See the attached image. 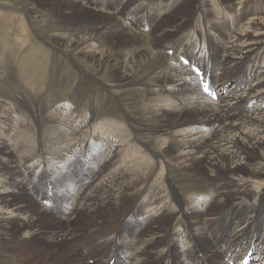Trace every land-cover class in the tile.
I'll list each match as a JSON object with an SVG mask.
<instances>
[{
    "label": "bare ground",
    "instance_id": "1",
    "mask_svg": "<svg viewBox=\"0 0 264 264\" xmlns=\"http://www.w3.org/2000/svg\"><path fill=\"white\" fill-rule=\"evenodd\" d=\"M111 1L102 0L106 7L101 9L95 0H0V55L12 59L19 54L18 64L28 59V62L26 60L18 68L24 71L23 81L30 85H25L19 75L13 79V70L9 71V79L8 69H4L3 64L0 65V90L6 88L8 92L0 91V113L8 111L10 118L14 115L11 109L19 105L27 114L31 103L34 114H37L41 104L49 107V103H53L49 110L53 115H60L57 123L52 122L59 126L53 129L55 132L59 130V134H56L59 138H54L58 140L56 147L62 153L59 158L65 154L61 151L65 146L67 149L70 146L71 152H78L76 147L79 143L89 142L94 145V148L89 145L90 149L96 150L91 152L96 155V163L98 158L102 159V164L103 160H107L109 166L120 172V177L110 181L111 185L118 187L120 194H133L132 200L139 194L141 185H146L152 179L162 178V182L169 185L175 193L187 188L191 178L201 179V184L197 182V186L207 192L210 190L208 188H212L213 196L220 200L211 209L208 207L209 211L206 210L208 212L205 215L193 214L194 220L202 216H215L212 221L200 219L203 223L199 224L190 218L194 216L185 217L191 234L202 239L207 249L185 243V246H181L180 253L187 263L264 264V163H261L264 162V0H194L191 14L178 16L173 25L168 24L169 16L157 18L162 9L167 8L177 10L176 14H179L182 10L181 3L185 0H162L165 5L156 0H147L151 6L147 11L144 7L134 11L139 15V22L123 20L125 14L114 15ZM114 1L119 9H127L122 0ZM31 5L42 9L47 6L46 9L55 11L58 16L55 23L53 24V18L52 21L48 19L50 15L47 19L44 15L36 16L31 11ZM145 11L153 22L148 28L145 27V20H142L144 17L140 15ZM73 12H77V18L73 17ZM205 43L209 44L207 48ZM4 58L0 57V60ZM213 58L217 65L213 64L211 67ZM55 61L60 62V67ZM22 66L30 69L26 70ZM29 70H35V79H31ZM214 71H217L218 78L212 82ZM194 73H197V79L180 83L189 75L195 77ZM197 89L201 96L196 103H215L216 107L183 106V97H188ZM9 90L14 93L10 94ZM180 96H183L182 99ZM106 100L108 102L102 106ZM169 105L172 107H167ZM101 106L106 109L99 110ZM20 108L16 107L17 110ZM21 116L20 120L27 121L26 115ZM201 117L213 128L212 134L193 140L195 136L184 132L186 136L181 137L179 144L172 133L188 126V130H194L192 126L202 124ZM128 125L130 129L127 128ZM43 136L34 134L32 144L38 143L40 146L41 141L45 140H41ZM51 143L53 144L52 141ZM49 149L52 151L49 159H52L55 145H50ZM8 150L0 145V179L5 177L1 173H5L9 176L5 180L11 179L12 172L9 169L15 161ZM117 153L129 164L127 169L130 171L126 175L122 173L123 164H119L115 158ZM200 155L205 159L203 163L198 162L203 168L201 171H193ZM1 161L5 163L1 164ZM154 163H157L156 167L153 166ZM242 164L250 168L243 167ZM15 178L17 177L13 179ZM180 180L188 182L181 185ZM107 185L101 187L114 196L115 193ZM189 196L190 200L200 202L211 195L210 192L203 194L194 191ZM0 197L1 200L5 198L2 193ZM153 199H150L151 205ZM127 200L129 199L125 202ZM29 203L35 205L34 201L30 200ZM42 210L43 208L40 211L45 215ZM174 218L171 215L162 216L154 225H149L145 238L161 235L171 225L169 220ZM1 220L0 218V222ZM217 221L227 226L228 232L222 236H214L215 241H208L207 235L216 227ZM30 222L29 220L28 223ZM60 223L57 220L50 222L53 231L60 230L56 232L52 243L42 233L35 234L30 242L23 240L24 238L20 241L14 238L11 243L13 246H29L36 242L44 247L49 243L51 247L59 244L75 247L76 237L61 231L66 227ZM24 225L27 226L26 223H15L10 229L4 226V230L9 232L11 229L25 227ZM197 231L202 234L195 235ZM161 238L158 237L156 241L161 243ZM86 240L81 241L87 242ZM125 246H121L119 251L123 252ZM166 251L167 247L164 252L159 253V264H172L162 257ZM168 252L172 253L173 248ZM134 258H139V253Z\"/></svg>",
    "mask_w": 264,
    "mask_h": 264
},
{
    "label": "rangeland",
    "instance_id": "2",
    "mask_svg": "<svg viewBox=\"0 0 264 264\" xmlns=\"http://www.w3.org/2000/svg\"><path fill=\"white\" fill-rule=\"evenodd\" d=\"M156 1L158 3L161 2L164 5L166 4V3L162 2V0H156ZM193 1L194 0H185L183 2L181 1L182 3L181 2L180 3H181L182 10L179 12V14H176L177 10L175 11L174 9L173 10H169V8L162 9L161 14L158 16L157 19L163 18L161 16H164V17L169 16L170 20H169L168 24L173 25V23L176 22V19L178 16L182 17L184 15H190L191 14L192 5L194 3ZM134 2H136V3H134ZM95 3L101 9H104L106 7V5L103 6L102 0H95ZM122 3L125 7H127V9H119L116 2L114 0H112L111 1V5H112L111 10H112V12H115L114 15L125 14V17L123 18V20L125 19V20H131V21H138L139 22L140 21V20H138L139 15H136L134 11H136L140 7H144L147 11L151 7L150 3L147 0H122ZM135 6H137L136 9H135ZM34 8L38 9V11H40L42 8L39 6L37 8V5H31V11L35 12L36 16L44 15V16H46V19H47L48 16L50 15L48 19H50V21L53 20V24L55 23L54 21H56V17H58L55 14V11H51V10L46 9L47 6L44 7L45 10L42 9L40 12H38ZM96 11L99 12L98 10H96ZM146 11L141 13L140 15H141V17H144L142 20H145L144 21L145 27L148 28V27L153 25V22L150 21L151 18L149 19L148 13ZM174 11H175V13H174ZM46 12L48 13V15ZM66 12L70 13L69 10H67ZM144 13H146V14H144ZM105 15H107V14H105ZM77 16H78L77 12H73V17L77 18ZM51 18H53V19L51 20ZM60 21H62V20H60ZM103 23H105V21ZM123 23L127 24V22H123ZM52 29H55V28L53 27ZM189 34L191 35L192 33L190 32ZM205 46L207 48L209 46V44L205 43ZM217 53L219 54V56L221 55L220 50H218ZM210 54L213 57L212 51ZM18 55H15V58L12 57L13 60L10 59L9 57L4 58L0 55L1 58H4V59H2V61L0 60L1 61L0 65L3 64L4 69H8L7 70L8 72L12 71V70L13 71L17 70L18 74H17V71L14 73L12 71V78L14 79L19 75L20 80H22V82L25 85L30 86L29 84H27L23 81L22 72L24 73V71H21L19 69L20 68L19 66H21L22 63H24V62L26 63V60L28 62V59L24 60L22 63H19L20 64L19 65L18 64V61H19L18 58H20V56H18ZM187 55H188V53H187ZM204 58H207V57H204ZM16 59H17V62H16ZM4 61H8V63L4 62ZM15 63H16V65H15ZM55 64L60 67L59 61H55ZM213 64L215 66L217 65L214 62V58H213V61L211 63V67ZM7 65L9 66V68H7ZM12 65L14 67L17 66L16 67L17 69L12 67ZM22 67H24V66H22ZM24 68L26 69V66ZM187 68L191 69V67L189 65H187ZM28 69H30V68L27 67L26 70H28ZM29 71L32 74L30 76L31 79L32 78L35 79V75H36L34 72L35 70H29ZM216 72L217 71L213 72L212 82H214L218 78V75H216L217 74ZM14 74H16V75H14ZM194 74H195V77H193L192 75H189V77H187V78L185 77L183 80H181L180 83H182L183 81H191V80L197 79V77H198L197 73H194ZM8 76H9V79H11V73L10 72L8 73ZM208 87L210 89V85H208ZM0 91L7 92L6 88L1 89ZM12 92H13L12 90H9L10 94L14 93V92L13 93ZM205 93L208 94L207 92H205ZM213 94H214V92H213ZM208 95H210V94H208ZM200 96H201L200 90L197 89V90H194L193 93L190 94L188 97L180 96V99H182L181 97H183V99L181 100L183 106H189V105L198 106L199 105L200 107H203V106L204 107L210 106V108H213L214 106L216 107L215 103H210V104L209 103H204V104L203 103L202 104L196 103V100L199 99ZM203 100L205 102V99H203ZM107 102H108L107 100L104 101L102 106L105 105ZM186 103H187V105H186ZM50 104H53V103H49V107H50ZM10 105H12V104H10ZM30 105H31V107H30V109H28L30 114L29 113L25 114L24 113L25 110L23 108H20L19 105L16 106V107L20 108L19 110H17L16 107L11 109L14 111L15 116L13 115L12 117L8 118V115H9V114H7L8 111H5V112L3 111V113H0V119L3 120V123H1L2 125L0 124V145H3L7 149H9L8 151H10V153L12 154V156L15 159V161H13L12 167L9 169V171L12 172L11 179L5 180V177L8 176L5 173H1L3 176H5V177H2L4 180L2 178L0 179L1 180V182H0V188H1L0 193H2L3 196H5L4 200H1V197H0V214H1L0 218L2 219L0 222L1 223L0 225L3 226L2 228H0V252H1L0 253V261L2 260L0 262V264H67V262L69 264H142L144 261H145V264H159V256H160L159 253L164 252V249L166 247H167V251L162 256L164 259L167 258L172 264H189L185 260V257L183 256V254L180 253L183 245L184 246L186 245L185 243H187V245H190L192 243L194 245H197L199 248L207 250L206 246L202 242L203 240L202 239L199 240L196 238V236L194 237V235L191 234L190 229L188 228L189 227L188 222L185 220V217L187 215L188 216H194L193 214H195V213H198L200 215H205L209 211V209H211V207H213L214 204L219 202L220 198L213 196V189L212 188H208V189H210L208 192L204 191V190H202V188L197 186L200 183L199 181L201 179L196 178L197 179L196 180L195 178H191V180L188 179L191 183L187 188H184L183 190H177V192L175 193L171 190V187L169 185H166L162 182V180H163L162 178H160L158 180L152 179V180L148 181L146 185H141V187H140L141 189H140L139 194L134 197V200H132L131 198H132L133 194H130V192H128L126 194H124L122 192V194H120L118 187L111 185L110 181L112 179L116 180L118 177H120V172H118L116 169L109 166L107 160H103L104 163L102 164L101 163L102 159L98 158L97 159L98 161L96 163V159H95L96 155L91 153L93 150L94 151H96V150L90 149V146H92V148H94V145H90L89 142H87L86 144L85 143L84 144L79 143V145L76 147L79 150L78 152H71L72 150L70 149V146H68V149H67L65 146L66 144H65L64 145L65 151L61 150L65 154L63 155L62 158H59V156L62 153H60L58 150V147H56L58 140L54 139V138H56V139L59 138V137L57 138V135H56V134H59V133H57L59 130H56V132H55V130L53 131V129L56 126H57V128L59 126H58V124H56V126H55V124H53L52 122L54 121L57 123V119H59L60 115L58 113H55L53 115L51 113V111L49 110L50 108L48 107V105L44 106L45 107L44 108L42 104L40 105V110H39L40 112H38L37 114H34V107L32 106L31 103H30ZM102 106L99 109L101 111L103 109L104 110L106 109V108H102ZM167 107L171 108L172 106L169 105ZM41 109H43V110H41ZM53 110H54V107H52V111ZM21 114L26 115V117L28 118L27 121L20 120V118H22ZM13 118H14V120H13ZM37 120H39V121L37 122ZM202 121H203L202 124L197 125L196 127H193V126L191 127V128H194V130H188V128H189V126H188V127L183 128V129H180V130H178L172 134H174V136H176L175 138L177 140H179L178 141L179 144L181 142L182 136H186V135L195 136L193 138V140H195V138L197 139V137L198 138L207 137L210 134H212L213 128L208 126V124H206V122L203 118H202ZM41 123H43V125H40ZM78 124L80 126H82L79 122H78ZM33 126H34V128H33ZM3 127H5L6 129L4 130ZM127 128L130 129L129 125ZM18 132H20L19 135L17 134ZM184 132L186 133V135ZM34 134H37V135L39 134V135L45 136V137L43 136V139H41V140L45 139L44 141L40 140L41 141L40 146H42L44 144L42 148H40L38 143H36L35 145L32 144V138H33ZM180 134H181V136H180ZM51 136H52L53 140H50V139H52ZM58 136H60V135H58ZM30 137H31V139H30ZM46 137H47V140H46ZM113 139L114 138H111V140H113ZM51 141L55 145V154L53 155L52 159H49V157H51L50 154L52 152V151L50 152L49 148H50V145H53L51 143ZM59 141H60V139H59ZM42 142H43V144H42ZM87 149H89L90 151ZM67 150L68 151L70 150V151L68 152ZM80 150H82V152H80ZM97 151H99V150H97ZM79 152L81 155L76 154ZM46 153L48 154V156ZM90 155H91V157L89 158ZM66 156H68V157H66ZM199 157H200V160L196 159L198 165H196L195 167L192 168V170L194 169L193 171H201L203 168V165H200L199 163H203L205 159L202 158L203 157L202 155H200ZM115 158L119 162V164H121V165L123 164L122 167L124 169H123L122 173L124 172L125 175H126V173H129L128 171H130V170L127 169L129 164L127 162H125L123 160V158L118 153L115 155ZM64 159H66V160H64ZM87 159L90 161H88ZM91 161H93V162H91ZM14 162L16 164H14ZM3 163H5V162L1 161V164H3ZM261 163H264V162H261ZM84 164H85V166H84ZM100 164H102V165H100ZM18 166H19V169H17ZM153 166L156 167L157 163H154ZM241 166L250 168V166H246L244 164H242ZM97 167H98V169H97ZM15 169H16V171H14ZM59 175H61V176H59ZM112 175H114V176H112ZM110 176H111V179H110ZM115 176H117V177H115ZM14 177H17V178L13 179ZM155 181L157 183H154ZM180 181H181V183H180L181 185L182 184L184 185V183L188 182L187 180H180ZM151 182H153V183H151ZM197 182H198V184H197ZM238 182L236 181V183H238ZM106 185L109 186L110 190L115 193L114 196H113V194L108 192V190L107 191L105 190L104 187ZM101 186H104V187H101ZM142 186H143V188H142ZM148 186H150V187H148ZM151 186H152V189H150ZM153 186L156 189H154ZM191 187H193V188H191ZM102 188H104V189L102 190ZM158 190H161V191H158ZM187 190H188V193H187ZM211 190H212V192H211ZM146 191H148V192H146ZM169 191L171 193H168ZM194 191H199L203 194H207L210 192V195H211L209 197L210 199L206 198L205 201H200V202L195 201V200H190L189 193L194 192ZM162 195H163V197H162ZM175 195H176V197H175ZM124 197L126 199H129V200H127L125 202L126 199ZM167 197L171 198L172 200L168 199ZM150 199H153L152 205L150 203ZM30 200L34 201L35 205H33V203L30 204L29 203ZM172 201H173V203H171ZM174 203H175V205H174ZM18 205H19V207H18ZM151 206H153L154 208ZM201 206H202V208H201ZM130 207L133 209L130 210L131 209ZM208 207H209V209H208ZM216 207L217 206H215V208ZM42 208H43L42 211L44 213H46L45 215L42 214V212L40 211ZM117 208H118V210H117ZM165 208H166V210H165ZM172 208H173V210H172ZM34 210H35V213H34ZM182 210H183V212H182ZM206 210H208V211H206ZM173 211H175V212L173 213ZM11 213L13 214V216ZM113 214H115V215H113ZM125 215H128V216L126 217ZM167 215L168 216L169 215L175 216V218L173 220H169L171 225L167 226L163 230V233L161 235L155 234L153 236L151 235L152 237L145 238L146 234L148 233V229L150 228V226L154 225L158 221V219L162 218V216L168 217ZM77 217H78V219H77ZM214 217L215 216H211V217L206 216L203 218V216H202L201 218H198V219L196 218L195 220H194L195 216L190 217V218L194 221H197L199 224H202L203 221L200 222V219L201 220L204 219V221H206V220L212 221V220H214L213 219ZM176 218H178V219H176ZM34 219H35V221H34ZM39 219H40V221H39ZM115 219H116V221H115ZM179 219H181V220H179ZM29 220L31 221L30 223H28ZM55 220L61 222L60 224H62L64 227H66V229H65L66 231L62 230V229H61V231H64L65 233H71L76 237L75 247L66 246V245H65L66 246L65 247L63 244L57 245L58 247L57 246H55V247L50 246V243H52V241L55 240L56 232L58 233L60 231V230H56V231L52 230V224H50V222H53ZM178 221H181V223L179 224ZM15 223L16 224H25L26 223L27 226L24 225L25 227L18 228L19 231H18V229H11L9 232H6L4 230V226H6L8 229H10V227L11 226L13 227V225ZM215 223L217 224L216 227L213 229V231H211L207 235V238L203 234L204 237L208 241H215V237L225 235L228 232L227 226H225L224 224H222L219 221H217ZM172 226H174V228ZM181 227H182L183 231L181 230ZM101 228L102 229L104 228V230H102ZM188 231H189V234H188ZM177 232H179V233H177ZM37 233H42V235H46V238L48 240H50V243L48 244V246L46 245L44 247L41 244H38L35 242V243H30L33 245H29V246H20V244L19 245L17 244L16 245L17 247H16V246H13V244L11 243L14 238H16L18 241H20L22 238H24L23 240H25V241L29 240V242H30L33 240V236ZM198 233L202 234L200 231H197V232H195V235ZM163 235H164V237H163ZM181 235H182V237H181ZM90 237H91V240H93V241H91L89 239ZM158 237H162L161 243H158L156 241ZM84 238H88V239L86 240ZM184 238H186V240ZM193 238H195V239H193ZM81 240H83V241L86 240L87 242H83ZM167 240H168V242H167ZM197 241L199 242V244ZM131 242H132V244H131ZM104 245H106V246H104ZM131 245H134L136 247H132ZM138 245H139V248H138ZM177 245H178V247H176ZM121 246H125V249L123 252L119 251V248ZM71 247H73V249H71ZM170 248H173L172 253L168 252V251H170ZM114 249H116V250H114ZM139 249H141V250H139ZM70 250H72L73 252ZM78 252L80 253V255L82 254L84 256L78 255L79 254ZM136 253H139V258H134V255ZM201 253L204 254V252H201ZM178 254H180V255H178ZM155 260H157V261H155ZM193 260H194V258H193ZM167 264H169V262Z\"/></svg>",
    "mask_w": 264,
    "mask_h": 264
}]
</instances>
